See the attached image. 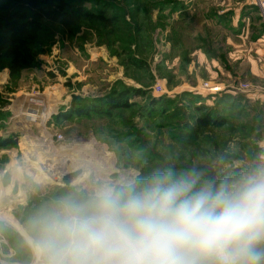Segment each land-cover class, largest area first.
I'll use <instances>...</instances> for the list:
<instances>
[{"label": "rangeland", "instance_id": "rangeland-1", "mask_svg": "<svg viewBox=\"0 0 264 264\" xmlns=\"http://www.w3.org/2000/svg\"><path fill=\"white\" fill-rule=\"evenodd\" d=\"M101 1L117 4L105 11L117 16L114 25L85 21L72 35L48 25L37 67L15 77L0 69V139L15 141L0 149V264H35L26 242L31 218L75 186L170 166L219 182L264 155V75L250 72L264 65V13L254 0L77 5L103 10ZM127 87L143 94L111 117L76 112L75 104ZM152 98L160 111L142 116ZM197 108L226 121L190 143L184 124Z\"/></svg>", "mask_w": 264, "mask_h": 264}, {"label": "clouds", "instance_id": "clouds-1", "mask_svg": "<svg viewBox=\"0 0 264 264\" xmlns=\"http://www.w3.org/2000/svg\"><path fill=\"white\" fill-rule=\"evenodd\" d=\"M29 227L35 264H264V155L219 182L167 167L75 186Z\"/></svg>", "mask_w": 264, "mask_h": 264}, {"label": "trees", "instance_id": "trees-1", "mask_svg": "<svg viewBox=\"0 0 264 264\" xmlns=\"http://www.w3.org/2000/svg\"><path fill=\"white\" fill-rule=\"evenodd\" d=\"M97 4L104 7L103 10H87L81 4L77 5V0H0V69L7 67L10 76L15 77L25 69L37 67L40 63L38 56L46 52L44 29L48 25L58 27L70 35L75 34L85 21H98L110 27L114 25L117 16H110L105 11L116 9L117 4L112 1L97 2L96 6ZM124 53H127L126 49ZM130 61L140 63L135 58ZM134 94L143 92L129 87L120 89L88 106L75 104L76 112L80 116L95 113L111 117L113 112L129 108V99ZM159 102L155 98L149 100L141 106V115L155 117L160 111ZM197 109L201 113L192 117L193 123L184 124L183 132L190 138V143H193L196 134H204L226 121L222 114L215 115L208 111L202 112V108ZM14 143L15 141L0 139V149L8 148V145Z\"/></svg>", "mask_w": 264, "mask_h": 264}, {"label": "crops", "instance_id": "crops-1", "mask_svg": "<svg viewBox=\"0 0 264 264\" xmlns=\"http://www.w3.org/2000/svg\"><path fill=\"white\" fill-rule=\"evenodd\" d=\"M256 4V3H255ZM258 5V4H257ZM259 7V5H258ZM260 9V7H259ZM261 11V9H260ZM199 57H202V56H199ZM202 62H203V58H201ZM206 65L208 66V61L206 60ZM257 66L255 64L251 65L250 66V72L253 74V75H264V65H261V68L260 69H256Z\"/></svg>", "mask_w": 264, "mask_h": 264}, {"label": "built area", "instance_id": "built-area-1", "mask_svg": "<svg viewBox=\"0 0 264 264\" xmlns=\"http://www.w3.org/2000/svg\"><path fill=\"white\" fill-rule=\"evenodd\" d=\"M255 3H257L261 9V11L264 13V0H254ZM214 90L217 89L216 87H212ZM2 219L0 214V220Z\"/></svg>", "mask_w": 264, "mask_h": 264}, {"label": "water", "instance_id": "water-1", "mask_svg": "<svg viewBox=\"0 0 264 264\" xmlns=\"http://www.w3.org/2000/svg\"><path fill=\"white\" fill-rule=\"evenodd\" d=\"M70 178H71V177L66 178V182H68V181L70 180Z\"/></svg>", "mask_w": 264, "mask_h": 264}]
</instances>
